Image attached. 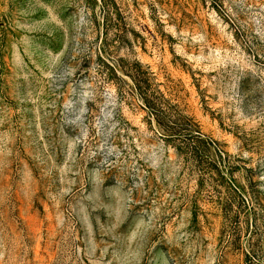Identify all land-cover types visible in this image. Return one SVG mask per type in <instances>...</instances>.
Returning a JSON list of instances; mask_svg holds the SVG:
<instances>
[{"label": "rangeland", "instance_id": "1", "mask_svg": "<svg viewBox=\"0 0 264 264\" xmlns=\"http://www.w3.org/2000/svg\"><path fill=\"white\" fill-rule=\"evenodd\" d=\"M0 264H264V0H0Z\"/></svg>", "mask_w": 264, "mask_h": 264}, {"label": "trees", "instance_id": "2", "mask_svg": "<svg viewBox=\"0 0 264 264\" xmlns=\"http://www.w3.org/2000/svg\"><path fill=\"white\" fill-rule=\"evenodd\" d=\"M145 100H146V98H145ZM147 101V100H146ZM149 103V102H148ZM151 114H154L155 116H156V118L158 119V121L160 122V124H161V116H160V114L158 113V110H157V108L154 106V105H151L150 106V111H149ZM170 129H172L173 130V128H170Z\"/></svg>", "mask_w": 264, "mask_h": 264}]
</instances>
